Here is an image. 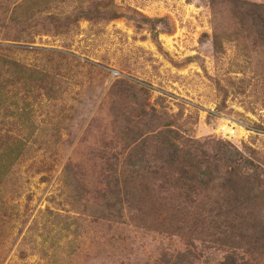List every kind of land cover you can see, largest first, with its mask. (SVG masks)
Segmentation results:
<instances>
[{
    "label": "rangeland",
    "instance_id": "rangeland-1",
    "mask_svg": "<svg viewBox=\"0 0 264 264\" xmlns=\"http://www.w3.org/2000/svg\"><path fill=\"white\" fill-rule=\"evenodd\" d=\"M36 1L0 0V264H264V0Z\"/></svg>",
    "mask_w": 264,
    "mask_h": 264
},
{
    "label": "trees",
    "instance_id": "trees-1",
    "mask_svg": "<svg viewBox=\"0 0 264 264\" xmlns=\"http://www.w3.org/2000/svg\"><path fill=\"white\" fill-rule=\"evenodd\" d=\"M53 1H62V0H38L33 3V7H37L36 9L38 11H42V10L46 11V15L50 16L49 18L54 19L56 18L55 15L52 14V12H50L51 14H48L49 10H45L50 8L49 5ZM15 66H18L16 62H15ZM11 72H12L11 70H8V72L5 71L0 76V104H4V102L8 97V90H7L8 85L10 81L14 78V77H10L12 75ZM42 74L45 76L44 73ZM43 75L41 77H44ZM22 113L24 114V111L20 112L19 114ZM0 116H1L0 130H2L6 126L8 119L6 113L0 112ZM0 136H1L0 138V181H1L7 175L10 166L15 162V160H17L16 162H18V160L21 158V150L18 148H14V146H12L11 143L8 141L7 137H5V134L3 135L1 131H0ZM228 259L230 260L229 264H237L236 259L234 257Z\"/></svg>",
    "mask_w": 264,
    "mask_h": 264
}]
</instances>
